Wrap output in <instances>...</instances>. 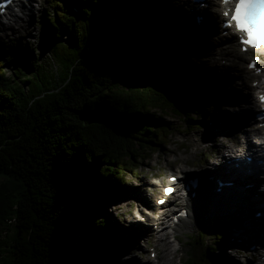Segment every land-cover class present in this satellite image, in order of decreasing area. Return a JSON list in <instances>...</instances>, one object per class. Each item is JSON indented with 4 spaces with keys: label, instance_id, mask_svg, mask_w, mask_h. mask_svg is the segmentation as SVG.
<instances>
[{
    "label": "trees",
    "instance_id": "trees-1",
    "mask_svg": "<svg viewBox=\"0 0 264 264\" xmlns=\"http://www.w3.org/2000/svg\"><path fill=\"white\" fill-rule=\"evenodd\" d=\"M159 2L115 11L103 0L53 2L50 50L64 59L57 74L37 63L9 75L0 56V264H115L117 244L97 241L109 225L97 199L109 194L106 179L111 193L136 168L132 157L167 144L174 127L153 111L181 117L171 94L191 67L178 36L155 34L170 20ZM46 71L49 84L38 85ZM227 234L218 222L214 240ZM200 240L182 264H205Z\"/></svg>",
    "mask_w": 264,
    "mask_h": 264
},
{
    "label": "rangeland",
    "instance_id": "rangeland-1",
    "mask_svg": "<svg viewBox=\"0 0 264 264\" xmlns=\"http://www.w3.org/2000/svg\"><path fill=\"white\" fill-rule=\"evenodd\" d=\"M103 1L104 5L108 9L115 11L116 9L124 8L125 3L132 4L135 0ZM53 2H58L64 4V6L67 8H71L74 6L76 0H44L36 9V12L27 18L28 20H26L25 23L22 21L19 24V28H14L12 31H8V34H3L0 36V56H2V58L6 61L5 65L7 74L11 75L14 68H19L26 74L33 73L35 72L34 66L37 63H41L45 70L48 72H53L54 74H57L62 68L64 59L61 60L59 58L56 61L50 50L52 45L51 41L53 38L49 35L50 28L48 25V17L52 12L51 6ZM168 2L169 3H165L167 5L164 9L163 18L165 16H169L170 20H168V22L167 19L160 20V22H158V24L155 26V34L169 36V34H177L180 32L177 34L179 41L181 42V45H183L188 49L187 51H189L187 53V57L183 56V59L191 61L190 70L189 72L185 73V80L184 83L180 85V89L178 88L177 91H173L171 94L172 99L183 104L184 108L179 109L181 112V117L174 114L172 111H167L165 114H159L157 111H153L154 114L160 115L165 121H168L173 125V133L169 137L167 144L160 148L158 147V150L151 153L149 157L145 156L146 153H143L140 156L132 157L134 160L133 165H136V168L129 171H123V180L117 179L120 184L117 185V188L115 186L113 190H119L121 192V196L116 198L112 197V194L109 192L110 189L113 188L112 185L109 184V180H112V178L105 180L108 185L106 189L107 194H109L104 198H98L97 201L99 202L98 204L103 205V210H100V215H104L103 217L109 221L110 227L108 225L105 236H103L101 240L97 241L104 242V244L108 246H114V243L119 242L117 247H113V250L116 252L113 258L115 264H137L138 262L135 260L136 257H138L142 262H145V260L149 258L152 259V257H150L151 251H154L152 239L148 242H145V239L143 240L139 234L135 238H133L135 235L133 234L130 237L126 235V238L124 237L118 240L116 239V241L112 239V242H110L108 238V236H111L113 231V220L116 221V223L121 222L122 224H128L129 222L125 219V217L128 218L130 215L131 217L135 215L139 216L142 209L146 210L144 205L145 198L140 196L142 191H148L151 195L150 204H155V198L157 197L160 188L149 186L147 182L145 184L144 180L147 179L148 182L156 181L158 177L160 179L166 180L167 175L170 174V170L177 169L178 165L181 164V158L185 156H188L189 158L188 162L186 163L188 168H199V171L202 170L200 168H204L202 167V164H210L211 160H216V158H218V153L216 152L218 151L217 147L218 145H221L218 139L219 134H217L220 131L216 132L212 129H208L207 124H211L213 122V115L215 116L217 113L219 114V112L223 113L228 110L238 111L240 109V106H237L238 102L235 101H241L239 99L232 98L230 101L213 100V92L204 94L201 91L203 88H206L208 84L219 87L220 80L223 79L224 76L222 73L227 72L228 67L227 69L219 68L218 73L212 70V68L215 67L213 56L219 49L218 45H216L217 47L215 46L213 50L208 52L206 51V46H204V44L202 45L201 43L206 40L194 42V40H196L194 34H201V30H197L193 34L191 32L189 33V26H191L193 23L188 22L186 25H181L182 22H185V19L177 15L180 12V9L177 8V6H179V0H169ZM172 12L173 15L170 14ZM22 29L26 31H23ZM183 29H185L184 33L181 32ZM61 39L62 41H65L66 36L62 34ZM210 42H212L213 45L216 44L215 41ZM229 48H234L235 51L237 50L236 46L230 45ZM217 60L219 64H222V61L226 59L221 58L220 60L219 58ZM231 62L232 60H226L225 64H222V66H226ZM235 63L239 64V60L235 59ZM240 65L241 67L244 66L242 62H240ZM236 70L234 68L232 73L236 72ZM47 71L44 72V76L40 74V80H37L38 85H41L42 82L45 83V86L49 84L47 81L49 80V73ZM216 75H218L220 79ZM235 81L237 88L239 87L240 90H244L241 82L237 79ZM225 86L229 89L231 88L229 85ZM250 117H253V113L250 115ZM187 118L190 120L188 121ZM236 131L237 130L227 133L232 139L236 140L238 138V133ZM143 156L146 158H143ZM249 181L255 182L256 185L259 184L257 188L260 192L255 189V186L254 188L252 187L253 189L250 188L245 193L246 196H244L247 199H245V201L241 204V209H243V211L241 210V217L245 218L244 223L248 224L249 226L251 225L252 221H255L253 222L252 225L254 226L252 227L261 231V229L264 227V225H262L264 219H250L251 214H254L250 211V209H253L255 199H259L258 201H264V196L261 194H264V190L261 188V180L249 179ZM119 202H121V208L124 210L126 209L125 211L123 210V215L120 214L121 209L116 210V205H118L117 203ZM127 202L130 203L128 209L126 205ZM198 202L199 199H196L194 203L192 202L193 210H197V206L199 205ZM171 205H173V203ZM155 207L158 210V207ZM138 209L140 210L137 211ZM232 219L236 220V218ZM238 220L240 222V219ZM223 221L233 223L230 219H225ZM180 225L181 223L179 226H177V232L179 234L178 240H180V242H177L176 240L174 242V244L180 248V251H177L175 255H172V253L169 255L173 260L171 264H182L187 257H190V243L197 237L199 230V225L197 224L196 220H194V223L192 221L190 229L184 228V226L181 227ZM110 228L111 232L109 231ZM130 233H132V228L126 232V234ZM262 234L264 236L263 232ZM224 248L225 246L223 248L221 247V250ZM156 249L158 251L157 246ZM257 250H259L258 253H263V249L257 248ZM117 251H119L118 254ZM244 255L245 254L242 251H239L237 254L233 251V249H228L227 252L221 255V258L223 256L221 261L212 262V258L208 256L207 253L204 254L203 260L205 264H221L224 262V260L226 261V256H228V261H231L235 264H241ZM134 256L136 257L134 258Z\"/></svg>",
    "mask_w": 264,
    "mask_h": 264
},
{
    "label": "bare ground",
    "instance_id": "bare-ground-1",
    "mask_svg": "<svg viewBox=\"0 0 264 264\" xmlns=\"http://www.w3.org/2000/svg\"><path fill=\"white\" fill-rule=\"evenodd\" d=\"M169 1V0H168ZM166 0H160V4L162 5V7L165 9V6L167 4H165L166 2L169 3ZM187 0H179V6H177V8L180 9L179 15L180 17L183 16L184 11V6L185 5H189ZM183 5H182V4ZM213 7L210 10V18H211V22L216 21L219 16V14H217V12L215 11V8H218L219 5L215 6L212 5ZM71 8H74V6H72ZM195 12V11H194ZM192 11L188 12L185 16L186 20L189 22V20H192ZM171 15H173V12L170 13ZM191 16V17H190ZM28 20V19H27ZM188 22H182L181 25H186ZM194 23V22H193ZM20 24V23H19ZM18 24L17 27L15 28H19L20 25ZM195 23L193 24V26H189V30L188 32H192L194 29ZM219 29V26H218ZM23 30V29H22ZM184 30L181 31L182 33H184ZM26 31V30H23ZM21 31V32H23ZM196 31V30H195ZM180 32H178L177 34H179ZM188 33V34H189ZM177 34H175L177 36ZM196 40H194V42H198L199 40H207L209 34H205V33H201L199 35L194 34ZM22 36V35H21ZM219 38L222 40H225L224 35L219 36ZM227 38H229L231 46H233V42H234V38L232 37L230 39V36H227ZM200 41V42H201ZM226 41V40H225ZM199 42V43H200ZM204 41L201 42L202 45L204 44V46H206V51L210 52L211 50L214 49V47L217 45L211 42ZM207 43V44H206ZM200 45V44H199ZM219 46H224L223 44H220ZM218 46V47H219ZM217 47V46H216ZM204 50V49H203ZM218 54V53H217ZM246 54L247 53H240L238 51H235L234 48H223L221 47L219 50V55L221 56V58H228V60L230 58L234 59L233 63H230L226 66H222V64H219L217 61V59H214V64L215 67L212 68V70H214L216 73H218L219 68H225L227 69V72H224L222 74H224L223 79L220 80V84L219 87H216L215 85H207L206 88H203L201 91L206 94L209 92H213V100H227L230 101V99H239V100H245L246 102L250 103V104H254V96L252 95V91L255 90V88L252 87V81L254 80H250V73L246 70V66L241 67L240 65V61L243 62L246 59ZM210 55V53H209ZM235 59L239 60V64L235 63ZM221 60V59H220ZM207 63V62H205ZM236 70V72L232 73V71ZM233 69V70H232ZM218 78L219 76L216 75ZM220 79V78H219ZM239 80L241 82V85L243 86L244 90H240L239 87L237 88L236 86V81L235 80ZM225 85H229L231 88H227ZM238 85V84H237ZM238 102V100H235ZM220 102V101H218ZM221 105V104H219ZM237 106H240V110L238 113L233 114V112L231 110H228L227 112H223L219 114L217 113V115H213V122L211 124V126H209V129H213V130H230L233 127L236 128H243L246 139L248 141V143L251 144V137H252V132L248 131L247 128L245 127L246 125H253L251 122V117L250 114L252 113L250 110L248 111V109L246 108L245 104L242 103H237ZM231 111V112H230ZM215 112V111H214ZM255 115V114H254ZM261 135H264V129L262 131H260ZM220 156L222 158L223 154L222 152H220ZM189 158L188 156L182 157L181 158V164L178 165V167L181 168V172L182 174L186 173V177L189 176H195L197 178H204L207 179L209 177H212V185H217L218 186V182L217 180H220L221 182V187H222V192L224 193V204L226 205V208H224L225 212L224 215L226 216H230L235 217L237 220L240 219V222L238 220V223H236V234H233L232 232H228V234L223 237V240L220 241H215L213 239V241L211 242V250L208 253V256H210L212 258V262L215 261H221V255H223L225 252H227L228 249H234V246L238 243V244H245V243H252L253 245H256V249L258 248V246L261 247V249H263L264 252V241L261 239V235L262 233H252L251 228L249 227L248 224L244 223L245 222V218L241 217V204H242V197L241 194L238 193V188L242 186L243 182L240 178V174L242 173H238V174H234L225 163H223V166L219 168L218 171H211L209 169V166H206L205 168H200L202 170L199 171V173H196L197 170H199V168H195L194 170L188 171L187 170V162H188ZM225 159H223L224 161ZM173 172H171V174L173 175L174 173H178L177 169L176 170H171ZM193 171V173H192ZM241 172H243V170H241ZM244 173V172H243ZM256 175L253 176V179ZM209 181V180H208ZM145 184L147 182V184L149 186H152L154 188H156L159 185H162V187H164V183H163V179H159L158 182L157 181H151L148 182L147 179L144 180ZM226 182H230L232 185L231 186H227L225 185ZM261 183V188L262 190H264V178L261 179L260 181ZM258 185H255V189L258 190ZM119 187V186H118ZM253 187V188H254ZM117 188V186H116ZM252 188V189H253ZM192 190V188H191ZM113 191V190H111ZM259 191V190H258ZM260 192V191H259ZM112 197L116 198L121 196V192L118 190L111 192ZM123 194V193H122ZM263 196L264 194L261 193ZM140 196L145 198V202L144 205L146 207L145 209L141 210V214L139 216H133L131 217L128 216L125 217V219L129 222L128 224L125 223H116V221H112L113 224V231L111 233V236L109 237L110 242H112V239L114 241H116V239H120V238H124L126 235L128 237H130L131 235L135 234L133 238H135L138 234L141 235V237L143 238V240L145 239V242H148L152 239L153 242V247H154V252L156 253V261L149 259H146L145 262H142L138 257L134 256L135 260L138 262L137 264H171L172 257L170 258L169 255H175V253H177V249L178 247L174 244L175 240H178L179 238V234L177 232V226H179V224L181 223V227L184 226V228H191L192 225V221L194 223V219L191 217H188L186 220H181L179 223H175L174 227L172 228V231L169 230L171 228V225L173 224L172 221V215L173 213L169 212L167 209H163L162 210H158L156 211V200L159 199L161 196H158L155 198V204H150V193L148 191H142L140 193ZM139 196V197H140ZM178 199H180V197H178ZM259 200V199H257ZM261 202L264 201H258L255 202L253 205H262ZM118 205H116V210L121 209V215L124 214V209L121 208V202L117 203ZM127 205V209L128 206L130 205L129 202L126 203ZM124 210V211H123ZM140 209H138L137 211H139ZM136 211V213H137ZM243 211V209H242ZM145 218V222L139 223L138 219L139 218ZM229 217V218H230ZM248 217V215H247ZM246 217V218H247ZM254 218L253 215L251 214L250 219ZM118 221V220H117ZM262 225H264V222L262 223ZM129 228V229H128ZM132 228V233L130 234H126V232L128 230H131ZM260 232H264V227L263 229H261ZM173 233V237L174 240L171 238V234ZM126 238V237H125ZM141 238V239H142ZM119 242H116V244H118ZM156 246L158 247V251L156 249ZM225 246L224 249L221 250V247L223 248ZM234 251V250H233ZM262 253V252H261ZM238 254V253H237ZM232 256V255H231ZM235 256V255H234ZM244 258H248L250 257V253H245V255L243 256ZM226 261L224 260V262H222L221 264H229L231 261H228V256H226ZM244 258L241 264H244ZM251 258V257H250ZM248 258V260L246 261V264L249 263V261L251 262L252 260ZM253 264V261L251 262ZM264 263V262H263ZM230 264H235V263H230Z\"/></svg>",
    "mask_w": 264,
    "mask_h": 264
},
{
    "label": "snow or ice",
    "instance_id": "snow-or-ice-1",
    "mask_svg": "<svg viewBox=\"0 0 264 264\" xmlns=\"http://www.w3.org/2000/svg\"><path fill=\"white\" fill-rule=\"evenodd\" d=\"M10 0H4V3H9ZM222 4H227L230 0H220ZM3 5L0 4V10ZM225 17H229V11L223 12ZM227 27L235 25V30L242 33L239 37L242 50H247V46L259 48L264 45V0H235L234 7L231 9L230 18L225 21ZM249 67H254L249 63ZM259 72V69H257ZM257 100L260 102V107L264 108V93H255ZM175 180L176 177H170ZM173 189L165 188V194L171 193ZM162 203V201H159Z\"/></svg>",
    "mask_w": 264,
    "mask_h": 264
},
{
    "label": "water",
    "instance_id": "water-1",
    "mask_svg": "<svg viewBox=\"0 0 264 264\" xmlns=\"http://www.w3.org/2000/svg\"><path fill=\"white\" fill-rule=\"evenodd\" d=\"M251 187H254L253 185L251 186ZM254 201V200H253ZM258 200L257 199H255V201H254V203L255 202H257ZM261 204L262 205H253L254 207H253V211L255 212V213H260L261 214V216H259V217H261L262 219H264V204H263V202H261Z\"/></svg>",
    "mask_w": 264,
    "mask_h": 264
}]
</instances>
